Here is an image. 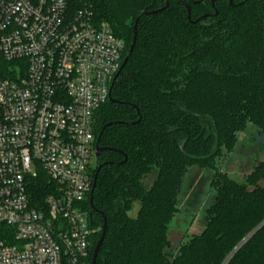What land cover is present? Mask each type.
Returning a JSON list of instances; mask_svg holds the SVG:
<instances>
[{
	"label": "trees",
	"instance_id": "trees-1",
	"mask_svg": "<svg viewBox=\"0 0 264 264\" xmlns=\"http://www.w3.org/2000/svg\"><path fill=\"white\" fill-rule=\"evenodd\" d=\"M88 2L94 20L124 42L122 60L138 21L110 91L114 102L93 114L95 144L105 150L88 168L91 182L96 174L92 206L90 192L79 205L94 231L86 262L104 219L95 264H264V162L243 182L215 167L248 123L264 136V0ZM7 68L0 61L3 77ZM191 167L214 171V196L202 230L172 248L169 228ZM53 188L43 172L30 179L32 207H44Z\"/></svg>",
	"mask_w": 264,
	"mask_h": 264
},
{
	"label": "built area",
	"instance_id": "built-area-1",
	"mask_svg": "<svg viewBox=\"0 0 264 264\" xmlns=\"http://www.w3.org/2000/svg\"><path fill=\"white\" fill-rule=\"evenodd\" d=\"M123 51L88 0H0V264H89L93 114ZM39 172L54 188L34 208Z\"/></svg>",
	"mask_w": 264,
	"mask_h": 264
},
{
	"label": "rangeland",
	"instance_id": "rangeland-1",
	"mask_svg": "<svg viewBox=\"0 0 264 264\" xmlns=\"http://www.w3.org/2000/svg\"><path fill=\"white\" fill-rule=\"evenodd\" d=\"M94 152L90 158V168H94ZM264 162V136L256 127L248 123L238 134L237 143L232 152L223 153L215 167L226 172L237 182H243L260 163ZM212 169L200 170L191 167L183 178L180 187V212L176 214L169 228V241L172 248H176L184 234L200 232L203 228L204 211L212 202L214 192L210 188ZM155 178V171H151L144 179L145 188H149ZM259 185H264L260 181ZM138 203H134L129 216L135 217ZM189 236L187 234L186 238ZM185 238V239H186Z\"/></svg>",
	"mask_w": 264,
	"mask_h": 264
},
{
	"label": "water",
	"instance_id": "water-1",
	"mask_svg": "<svg viewBox=\"0 0 264 264\" xmlns=\"http://www.w3.org/2000/svg\"><path fill=\"white\" fill-rule=\"evenodd\" d=\"M231 1H232V0H229V5H231ZM182 4H183V6H184L185 9H186V12H187V18L189 19V16H190L189 6H188L185 2H183V1H182ZM166 6H167V4H165L164 7L160 8V9H158V10H154V11H151V12H149V13H144V14H146V15H154V14H157V13L163 11V10L166 8ZM141 15H142V14H141ZM198 20H199V19H197L196 21H198ZM137 21H138V18L134 21V24H133L132 40H131V44H130V46H129V49H128V51H127V54H126L125 58H124L123 61H122V64H121L120 70H119V71L117 72V74L113 77L112 82H111V84H110V87H109V95H108V100H109L110 102H114V101L111 100V98H110V91H111L112 85H113L114 81L117 79V77H118V75H119L121 69H122L123 66L126 64L128 58H129V56H130V54H131V52H132V48H133V45H134V42H135V33H136V24H137ZM132 124H133V123H127L126 125H132ZM96 141H97V140H96ZM104 150H105V148H99V147L97 146V144H95V150H94V157H95V160L99 157L100 153H101L102 151H104ZM121 163H122V162H120L119 164H121ZM100 167H101V165L97 167L96 171H98ZM95 180H96V174H94V176H93V178H92V182H91L90 196H89V205H90V207L92 206V205H91V194H92V191H93L94 186H95ZM89 221H90V220H89ZM105 231H106V224H105V220L103 219V225H102V229H101L100 237H99V239L97 240V242H96V244H95V246H94V248H93L92 255H91V261H90V264H95V260H96V257H97V254H98V251H99V249H100V247H101V244H102V241H103V238H104V235H105Z\"/></svg>",
	"mask_w": 264,
	"mask_h": 264
},
{
	"label": "crops",
	"instance_id": "crops-1",
	"mask_svg": "<svg viewBox=\"0 0 264 264\" xmlns=\"http://www.w3.org/2000/svg\"><path fill=\"white\" fill-rule=\"evenodd\" d=\"M203 226H204V222H203ZM187 234H193V233H190V232H189V233H186V235H187ZM184 235H185V234H184ZM168 238H169V235H168Z\"/></svg>",
	"mask_w": 264,
	"mask_h": 264
}]
</instances>
